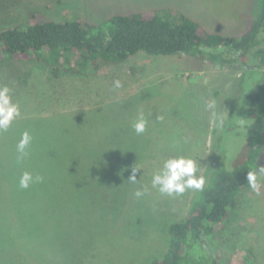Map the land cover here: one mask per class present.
Returning a JSON list of instances; mask_svg holds the SVG:
<instances>
[{"label": "trees", "instance_id": "obj_1", "mask_svg": "<svg viewBox=\"0 0 264 264\" xmlns=\"http://www.w3.org/2000/svg\"><path fill=\"white\" fill-rule=\"evenodd\" d=\"M25 1L0 0V12L21 7L13 20L0 18V85L11 89L20 108L10 127L0 130V264H264V247L256 243L239 251L223 235L233 212H244L248 191L264 200V0H240L237 10L222 20L239 17L247 27L229 32L172 4L88 19L71 0H59L51 13ZM215 1L226 2L227 9L237 3ZM139 53L240 69L224 75L223 88L217 78L215 84L207 83L211 105L221 97L237 104L220 122L213 113L204 190L194 192L186 214L168 224L164 238L159 231L155 234L161 243L149 251L131 228L162 222L155 223L163 210L152 207L159 191L151 188L160 168L148 175L144 157L129 156L117 137L109 148L87 155L92 146H101L90 144V136L100 137L107 129L116 136L124 128L120 123L113 128H59L74 113L59 107L69 89L83 91L103 68L124 64ZM77 79L83 84H75ZM241 81L240 90H224L226 84ZM174 86L164 90L183 92V83ZM191 96L198 101V93ZM25 131L32 140L22 155L17 144ZM156 140L164 147L173 145L175 137L162 133ZM137 165L141 170L132 183L128 178ZM25 172L34 182L21 188ZM249 173L256 175L255 188ZM37 176L43 179L35 181ZM137 189L145 199L129 192L121 195ZM76 219L86 224L85 233L77 235L72 228ZM12 241L19 254L1 250ZM147 251L154 255L149 260ZM20 254L31 258L18 260Z\"/></svg>", "mask_w": 264, "mask_h": 264}, {"label": "rangeland", "instance_id": "obj_2", "mask_svg": "<svg viewBox=\"0 0 264 264\" xmlns=\"http://www.w3.org/2000/svg\"><path fill=\"white\" fill-rule=\"evenodd\" d=\"M236 1L237 3L234 2L232 9H227L226 2L222 4L221 1L215 0H71L70 4L74 2L78 13L88 19L108 16L134 7L152 9L161 4H172L184 12L198 15L215 28L229 32L230 30H244L247 27H245L247 21L239 19V17L234 21L222 20L223 17H230L229 14L231 12L233 14V10H237L240 0ZM25 2L35 5L43 12L51 13L56 9L55 4H58L59 0H26ZM75 5L71 4L72 7ZM20 9V6L14 9H2L0 18L13 20V16L17 17V12ZM243 27L245 28L243 29ZM239 70L222 68L208 62L201 63L191 57L154 58L139 53L124 64L103 68L100 74L87 80L88 83L85 84L83 91L76 88L74 89L76 93H74V90L69 89L70 93L65 103L59 107L69 114L74 113L68 115L59 128H113L120 123L118 126L124 128L116 136L110 129H107L100 137L90 136V144L100 142L101 146H92V151L87 155L94 157L99 153V148L101 150L109 148L117 137L120 142L126 144L129 156L136 154L137 158L144 157L148 173H150L148 175H152L159 168L161 169L165 160L184 156L196 161L197 175L202 176L211 141L213 113L217 114L214 121L217 119L220 122L223 116L225 118L223 113L232 110L233 106L237 104L231 99L229 104L228 100L221 97L217 103L211 105L207 83L210 80V85L215 84L214 78H217L220 88H223L224 75L239 73ZM35 76L36 72L33 73L31 81ZM77 80L75 84H83L82 80ZM117 80L122 85L119 88L114 86V82ZM180 83L184 84L182 93H167L164 90L166 86L175 87L174 85H178L180 87ZM243 85L242 81L241 84L232 82L230 86L228 83L224 90H240ZM193 92L198 93L196 102L191 96ZM124 101L126 102L125 107L122 106ZM141 115L147 123L145 131L138 135L133 125ZM84 116L86 118H83ZM47 128L57 127L48 124ZM162 133H169L175 137L173 145L163 144L164 147L160 145V141L156 138L161 137ZM81 161H85V158H82ZM125 184L122 189L125 188ZM151 188L153 187L151 186ZM128 192L131 195L134 194L130 190L124 191L121 194L122 197ZM149 192L153 193L151 189ZM194 192L195 190H188L183 195L174 197L158 193L159 197L154 201L152 207L163 210L157 215V219L160 220H155V223L162 221L158 225L159 229L156 225L148 228L147 223L134 224L131 228L139 237L143 238L142 243L144 242L148 251L153 250V246L161 243V239L159 240L156 236L158 231L161 233L158 232V236L161 238L162 235L164 238L165 231L163 230H167L168 224L186 214ZM246 196L247 199L243 205L244 212L242 209H236L233 212L232 220L228 223V228L223 234L232 240L233 246L239 251L250 245H256V243L264 247V200L258 199L251 191H248ZM143 197L145 199V194ZM146 200H149L148 195ZM88 227L92 228L94 232L97 230L96 226L88 224ZM72 228L75 229L73 230L77 235L83 234L86 231V224L82 222L80 224V221L76 219L72 222ZM130 235L138 237L133 233ZM15 246L16 241H12L3 245L1 250L5 254H19V248H14ZM148 251L147 256L145 255L146 260L154 256L152 253L148 254ZM228 254L226 252L225 256ZM20 255L18 260L26 259L25 262L31 258L28 254ZM128 260H132V257L129 256Z\"/></svg>", "mask_w": 264, "mask_h": 264}, {"label": "clouds", "instance_id": "obj_3", "mask_svg": "<svg viewBox=\"0 0 264 264\" xmlns=\"http://www.w3.org/2000/svg\"><path fill=\"white\" fill-rule=\"evenodd\" d=\"M116 88L121 87L119 80L114 82ZM20 115V108L14 103L11 96V89L7 85H0V130H7L12 122ZM146 121L141 115L134 123L135 132L139 135L145 131ZM32 137L27 131L22 133L21 139L17 144V151L24 154L25 148L31 143ZM141 169L133 167L128 180L132 183L137 182V173ZM197 163L192 158L184 156L169 158L164 161L162 168L153 174L152 187L156 188L162 195L174 197L183 195L188 190L203 191L206 183L204 176L197 175ZM40 176L35 177V181H41ZM247 179L253 188L256 187V175L249 173ZM34 182L31 173L25 172L20 178V187L28 188ZM134 195L139 198L144 195V191L137 189Z\"/></svg>", "mask_w": 264, "mask_h": 264}]
</instances>
